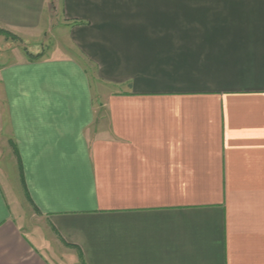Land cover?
I'll return each mask as SVG.
<instances>
[{
  "label": "crops",
  "instance_id": "crops-1",
  "mask_svg": "<svg viewBox=\"0 0 264 264\" xmlns=\"http://www.w3.org/2000/svg\"><path fill=\"white\" fill-rule=\"evenodd\" d=\"M51 10L66 47L0 67V138L58 245L75 264H264V0H0V32L33 42ZM4 189L0 264H55Z\"/></svg>",
  "mask_w": 264,
  "mask_h": 264
},
{
  "label": "rangeland",
  "instance_id": "rangeland-1",
  "mask_svg": "<svg viewBox=\"0 0 264 264\" xmlns=\"http://www.w3.org/2000/svg\"><path fill=\"white\" fill-rule=\"evenodd\" d=\"M52 23L48 27L47 32L42 34L39 37H35L33 42H21L17 38L0 32V67L8 65L13 62L18 61H33L35 58H43L48 56L52 49L56 47H66L67 39L63 33L61 27L60 15L58 12L51 10ZM96 103V112L100 114V109H98ZM3 107L2 99L0 95V108ZM2 110V109H1ZM5 113L3 112V115ZM2 115V116H3ZM3 117V124H4ZM4 132H5V128ZM0 138V180L3 181L4 190H7V194L11 196L12 202L11 207L13 210L14 221L17 224V227L27 236L35 238L37 241H42L46 243V249L44 252L49 257V259L55 263L56 261L61 262L60 264H75L73 258L69 257L65 249H62L58 245V240L52 231L47 229L46 222L44 219L35 212L31 204L27 201V197L24 196L22 185L17 177V186L14 185L13 180L8 178L10 165L16 168L15 160L9 156L10 150L9 144L7 143V135L1 134ZM17 173V171H16ZM3 176V177H2ZM4 177L6 179H4ZM5 181V182H4ZM4 183L6 186H4ZM15 189L17 192L15 193ZM79 259V258H78ZM79 261V260H77ZM80 264V261H79Z\"/></svg>",
  "mask_w": 264,
  "mask_h": 264
},
{
  "label": "trees",
  "instance_id": "trees-1",
  "mask_svg": "<svg viewBox=\"0 0 264 264\" xmlns=\"http://www.w3.org/2000/svg\"><path fill=\"white\" fill-rule=\"evenodd\" d=\"M35 60H39V58H35V59H33V61H35Z\"/></svg>",
  "mask_w": 264,
  "mask_h": 264
}]
</instances>
